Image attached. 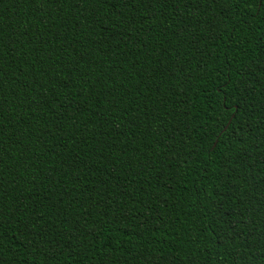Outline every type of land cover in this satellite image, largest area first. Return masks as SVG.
<instances>
[{
    "label": "trees",
    "instance_id": "trees-1",
    "mask_svg": "<svg viewBox=\"0 0 264 264\" xmlns=\"http://www.w3.org/2000/svg\"><path fill=\"white\" fill-rule=\"evenodd\" d=\"M0 41V264H264V5L0 0Z\"/></svg>",
    "mask_w": 264,
    "mask_h": 264
},
{
    "label": "snow or ice",
    "instance_id": "snow-or-ice-1",
    "mask_svg": "<svg viewBox=\"0 0 264 264\" xmlns=\"http://www.w3.org/2000/svg\"><path fill=\"white\" fill-rule=\"evenodd\" d=\"M193 2H196V0H193ZM237 2L239 3L240 0H237ZM244 2H246V0H244ZM258 3L261 4V5H264V0H258ZM0 47H3V42L2 41H0ZM230 115H231V113H230ZM227 123H229V121L226 120L225 124H227Z\"/></svg>",
    "mask_w": 264,
    "mask_h": 264
}]
</instances>
